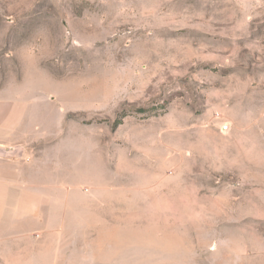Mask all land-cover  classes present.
<instances>
[{
    "label": "rangeland",
    "instance_id": "1",
    "mask_svg": "<svg viewBox=\"0 0 264 264\" xmlns=\"http://www.w3.org/2000/svg\"><path fill=\"white\" fill-rule=\"evenodd\" d=\"M18 129L52 201L14 263L264 264V0H0Z\"/></svg>",
    "mask_w": 264,
    "mask_h": 264
},
{
    "label": "crops",
    "instance_id": "2",
    "mask_svg": "<svg viewBox=\"0 0 264 264\" xmlns=\"http://www.w3.org/2000/svg\"><path fill=\"white\" fill-rule=\"evenodd\" d=\"M6 120L1 122L3 127L17 128L14 118ZM33 136L29 131L20 129L17 132L6 131L0 136V264H16L13 261L18 259L29 260L27 246H23L34 238L28 233V220L37 223L39 229L46 227L41 219L48 212L52 198L44 186L45 176L26 165L22 154L18 157V153H23L22 147ZM23 252L24 256H20Z\"/></svg>",
    "mask_w": 264,
    "mask_h": 264
}]
</instances>
